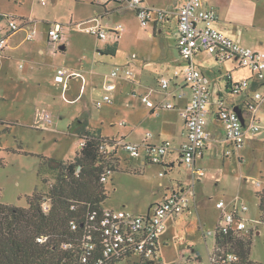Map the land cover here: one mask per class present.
I'll return each mask as SVG.
<instances>
[{"label": "rangeland", "instance_id": "obj_1", "mask_svg": "<svg viewBox=\"0 0 264 264\" xmlns=\"http://www.w3.org/2000/svg\"><path fill=\"white\" fill-rule=\"evenodd\" d=\"M173 1L158 0L162 7ZM105 5L112 8L114 2L46 0L43 5L40 0H0V31L8 36V47L0 54L1 203L28 208L27 199L35 191L47 194L56 176L50 169L60 166H56V162H72L80 149L81 138L74 131L78 121H85L91 131L105 138L131 143L145 140L148 133L156 141L168 139L171 132L165 122L180 127L182 121L177 111H151L161 103L179 105L181 101L174 97L178 96L175 83H184L183 70L187 62L179 55L175 27L161 38L155 32L153 20L144 24L135 11L127 8L108 14ZM97 17L109 34L114 27L122 26L117 44L113 38L100 41L86 32L90 24L83 23ZM234 19L245 36L251 37V33L264 36V31H251L245 26L250 18L237 15ZM30 20H35L32 27L37 30L32 42L26 40L29 28L25 24ZM10 22L22 30L12 33ZM56 24L63 27L64 36L60 43L52 44L48 36L50 28ZM63 45L65 50L60 49ZM40 48L44 54L39 52ZM108 48L115 50V55H107ZM200 62L202 57L197 60L202 69ZM208 62L213 69H220L221 63ZM194 65L197 67L196 62ZM121 66L130 68L133 76L117 82L114 91L106 92L107 76ZM60 68L76 71L81 76L69 79L64 88L55 81ZM146 73L151 80L146 78L140 82ZM221 74L225 75V70ZM161 77L173 82L168 92L160 87ZM221 80L225 86L224 78ZM172 92L174 95H167ZM223 92L226 99L236 101L225 87ZM105 95H110L111 103L98 107L97 103L103 102ZM145 97L149 103L142 101ZM190 100L187 94L184 101ZM46 115L50 116L51 125L43 130ZM213 117L214 114L209 116L208 130L217 139L197 162V167L206 174L195 186L197 207L191 214L184 212L167 219L156 264H187L190 260L199 264L197 255L207 264L220 214L216 203L220 200L248 207L243 217L254 227L250 260L264 264V222L259 209V196L264 190V135H249L243 149L225 157V131L222 123ZM259 118L264 125V108ZM171 146L177 148L174 144ZM120 156L118 169L105 184L108 197L104 207L145 213L163 197L168 185L187 179L184 185L191 183L189 169L180 161L170 172L161 166L145 165L143 152L137 158H129L123 152ZM161 172L163 177H160ZM255 183H260L261 187ZM118 264L150 263H143L134 256Z\"/></svg>", "mask_w": 264, "mask_h": 264}, {"label": "built area", "instance_id": "obj_2", "mask_svg": "<svg viewBox=\"0 0 264 264\" xmlns=\"http://www.w3.org/2000/svg\"><path fill=\"white\" fill-rule=\"evenodd\" d=\"M43 5L46 0H40ZM119 6L126 7L136 12L144 24L150 23L153 18L160 23L165 22L168 12L150 9L147 0H113ZM207 0H187L177 11L178 38L177 49L180 56L187 62L183 70L184 81L191 89V100L188 106L179 110V116L185 123L186 140L178 150L176 162L184 163L192 174L191 184L186 188L175 190L165 199L148 209L143 214H135L126 210H115L103 207L101 212L89 211L85 218V234L82 239L81 262L82 264H114L119 260H131L138 256L141 262L156 264L159 260L160 239L166 229L168 218L179 216L184 212L192 213L197 207L196 183L205 177V172L197 167V159L202 157L210 134L207 129L208 118L214 114L223 125L226 144L224 156L230 157L238 153L246 144L249 135L263 133L264 125L261 123L259 114L264 108V51H256L242 46L232 38L225 35L215 27L216 12L205 6ZM84 24H90L85 30L91 36L100 41L112 39L118 43L122 26L111 29V34L102 27L99 17L93 18ZM32 22H26L29 29L26 40L32 42L37 36L36 28ZM12 33L21 31L14 22L9 23ZM64 36L63 27L54 25L50 28L48 39L50 43H60ZM8 47V36L0 31V54ZM199 53H205L215 57L220 62H236L242 69L248 70L256 77L257 90L253 95L243 102H233L221 96L210 108L211 92L210 80L194 64V58ZM134 58V57H133ZM76 71L60 68L55 75V81L67 87L69 79L80 77ZM133 76L132 70L126 66L115 68L106 79L104 89L112 92L116 89L117 82L124 78ZM229 95L240 97L247 94L250 84L249 80L234 81L232 75H227ZM160 85L163 90L168 89L169 81L162 78ZM149 103L148 97L142 99ZM103 103H111L110 95H105L103 102H98L101 107ZM162 109L174 110L175 106L166 103L160 106ZM238 108L244 122L235 111ZM157 108H155L156 110ZM51 125L50 116L44 117L41 129L45 130ZM154 136L147 134L145 140L138 143L126 142L124 139L112 138L99 144V152L104 163L100 175V183L107 184L115 169L121 163V152L129 158H137L143 152L145 162L150 165L165 166L167 157L172 153V146L168 142L161 144H150L149 140ZM86 140L81 141L84 146ZM79 172V171H78ZM77 172V173H78ZM164 174L161 172L160 177ZM261 187L260 183H255ZM51 208V200L42 205L44 213ZM220 212L217 226L214 232V246L209 253L207 264H235L238 257L231 247L230 240L238 236H251L252 225H249L243 214L248 211L246 205L238 206L232 202L220 200L216 203ZM71 229L77 230V225L71 222ZM39 242H45L41 238ZM102 247L101 258L96 259L95 250L99 243ZM64 249L71 246L65 244ZM154 258V261H148ZM199 264H204L201 256L197 255ZM187 264H196L190 260Z\"/></svg>", "mask_w": 264, "mask_h": 264}, {"label": "trees", "instance_id": "obj_3", "mask_svg": "<svg viewBox=\"0 0 264 264\" xmlns=\"http://www.w3.org/2000/svg\"><path fill=\"white\" fill-rule=\"evenodd\" d=\"M108 52L115 55V50ZM74 131L86 143L72 162L50 169L56 176L47 194L35 191L27 199L28 208L0 202V264H82L86 215L89 211L100 213L108 197L105 184L100 183L104 163L99 144L110 138L91 131L85 121H78ZM259 198L264 222V190ZM50 200L51 208L44 213L42 205L45 201L50 204ZM71 222L76 223L77 230L71 229ZM41 238L46 241L39 242ZM230 243L238 257L235 264H255L250 260L251 236L241 235ZM65 244L71 248L64 249ZM94 254L101 258L100 243Z\"/></svg>", "mask_w": 264, "mask_h": 264}, {"label": "crops", "instance_id": "obj_4", "mask_svg": "<svg viewBox=\"0 0 264 264\" xmlns=\"http://www.w3.org/2000/svg\"><path fill=\"white\" fill-rule=\"evenodd\" d=\"M186 1L187 0H174L173 3H171L170 5H168L166 7L160 6L158 0H147L146 1V4L150 9H156V10H162V11L168 12V16L166 17V20L163 23H160L156 20V18H153L154 19L153 24H154L155 32H158L159 35L162 36L161 38H163L165 36V33L167 30H171L174 26L176 31H177V33H176V41H177V38H178L177 11L179 10L180 7H182L186 3ZM98 4L100 5L101 3L98 2ZM205 6L207 8L213 9L216 12L215 27L218 30H220L225 35L232 38L235 42H237L238 44H240L242 46L251 48V49L256 50V51H264V36L254 35L252 33H251V37H249L247 35L245 36L244 32L241 31L240 26L236 23V21L234 19V17H237V15L238 16H245L247 18H250L249 23H247L245 25V26H248L249 30H251V31L255 30L258 32L264 31V0H207L205 3ZM123 8H126V7L122 6V8H121V6H119V4H116L115 2H114V7H112V8H108L106 5L104 6L105 12L108 14L109 13L123 12L122 11ZM27 22H32V24H34L35 20H30ZM109 50H113V49L108 48L107 51L105 52L107 55H109V53H110V52H108ZM39 52L41 54H44V51L41 48L39 49ZM101 53L104 54V51H101ZM200 57H202V62H200L202 69L199 68V66H198L199 64H197V60ZM181 59H182V57H181ZM193 60H194V62H196L198 69H200L204 73V75H206L208 77V79L210 80V92L212 95L211 104H210L211 109L214 108V103L217 101V99L219 97L225 96V94L223 92V87H225V91H227V93L229 94V89H228V83L229 82L227 80L228 74L232 75V79L234 81H241V80H245V79L249 80L250 88H249L247 94H244L243 96H240V97H236L235 98L236 102H243L244 100H247L249 97H251L253 95V92L255 90H257V85H259V83L256 81V77L253 74H251L248 70L240 68L236 62H220L215 57H211L205 53H199ZM208 61H210V62L215 61V62L221 63L219 65L220 69H218V71L216 69H213L212 63H209ZM223 70H225V75L221 74V72ZM176 72L177 73H175V75H178L179 74L178 71H176ZM222 77L225 80V84H224L225 86H223V83L221 80ZM146 78L147 79L149 78V80H151V77L146 73L145 75L143 74L141 76L140 82H143L144 79H146ZM162 78L167 79L165 77H161L160 80ZM172 83L173 82L170 79L169 87H168L167 91L163 90L162 88L161 89L163 91L168 92L170 87L172 86ZM175 85L177 86L178 96H174V97H177L181 101H180L179 105L178 104L174 105L175 106L174 110H169V111H177L178 116H179L178 110L184 109L190 103L189 101L185 102L184 98L186 97L187 94L191 96V89L189 88V86H187L185 84V81L183 84L176 82ZM167 95L172 96V95H174V92L168 93ZM213 96L215 98H213ZM161 105H163V104L161 103V104L157 105L156 110H154V107H153L151 110L152 113H155L158 110H164V109L160 108ZM165 111H166V109H165ZM213 119L216 122L220 123L215 115H214ZM208 120H209V118H208ZM181 121H182V123H181L180 127H178V128L175 127V124L173 125L171 123L165 122V125L169 128V131L171 132V135H170L171 138L168 137V139L156 141L155 137H153L151 139V142H150V144H156L157 142H161V143L168 142L170 145L174 144L177 147V148L172 147L173 148L172 153H170L169 156L167 157L165 166H161L162 168L167 169L170 172H172L176 169V164H172V163H174V161L178 158V155H179L178 150L186 140L187 133H186V128H185V123L182 120V118H181ZM207 129H208V125H207ZM208 132L210 134V140H209L206 148L203 151L202 157H200L199 159L204 158L206 151L209 150L210 143L217 139L215 134H213L209 130H208ZM197 162H198V159H197ZM144 163H145V165H150V164H147V162H144ZM167 170L164 171L165 174L167 173ZM188 172H189L188 176H190V182H191L192 174L190 171H188ZM202 179H200L198 182H200ZM185 182L188 183V179L186 181L185 180H177L176 185H174L173 183L171 185H168L166 187V192L164 193L163 197H161V199L159 201L154 202L150 207L162 202L165 199V197L172 194L175 190H178L180 188H186L187 186L184 185ZM161 186L164 187L163 184H161ZM148 209H147V211H148ZM141 214H143V213H141Z\"/></svg>", "mask_w": 264, "mask_h": 264}, {"label": "water", "instance_id": "obj_5", "mask_svg": "<svg viewBox=\"0 0 264 264\" xmlns=\"http://www.w3.org/2000/svg\"><path fill=\"white\" fill-rule=\"evenodd\" d=\"M60 49H61V50H64V47L61 46ZM235 111H236V112L238 113V115L240 116L242 122H244V119H243V117H242V114H241L240 110H239L238 108H235ZM58 165H60V164H59L58 162H56V166H58Z\"/></svg>", "mask_w": 264, "mask_h": 264}, {"label": "flooded vegetation", "instance_id": "obj_6", "mask_svg": "<svg viewBox=\"0 0 264 264\" xmlns=\"http://www.w3.org/2000/svg\"><path fill=\"white\" fill-rule=\"evenodd\" d=\"M50 167H52V164L50 163Z\"/></svg>", "mask_w": 264, "mask_h": 264}]
</instances>
